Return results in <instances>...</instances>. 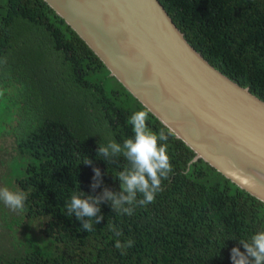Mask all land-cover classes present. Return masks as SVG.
<instances>
[{
    "label": "trees",
    "instance_id": "1",
    "mask_svg": "<svg viewBox=\"0 0 264 264\" xmlns=\"http://www.w3.org/2000/svg\"><path fill=\"white\" fill-rule=\"evenodd\" d=\"M158 1L211 67L264 102V0ZM137 111L147 110L43 0H0V179L26 196L14 224L39 222L0 264H232L231 249L244 251L238 241L264 230V204L191 162L192 152L148 111V128L168 134L173 167L155 201L131 216L101 204L104 219L91 232L67 216L79 191L120 190L115 176L126 161L108 165L97 148L132 138L128 120ZM87 158L91 165L81 163ZM93 168L103 181L95 193ZM117 240L133 246L122 255Z\"/></svg>",
    "mask_w": 264,
    "mask_h": 264
},
{
    "label": "water",
    "instance_id": "2",
    "mask_svg": "<svg viewBox=\"0 0 264 264\" xmlns=\"http://www.w3.org/2000/svg\"><path fill=\"white\" fill-rule=\"evenodd\" d=\"M193 154L264 204V102L184 40L158 0H43Z\"/></svg>",
    "mask_w": 264,
    "mask_h": 264
},
{
    "label": "clouds",
    "instance_id": "3",
    "mask_svg": "<svg viewBox=\"0 0 264 264\" xmlns=\"http://www.w3.org/2000/svg\"><path fill=\"white\" fill-rule=\"evenodd\" d=\"M148 112L137 111L133 113L128 124L132 128L133 137L126 139L122 144L114 140L100 143L97 148L98 158L103 159L108 165L118 164L123 158L126 164L115 176L119 180L120 190L114 192L107 187L97 195H86L79 191L73 194L66 203V215L75 216L82 224V229L87 232L94 230V224H99L104 216L101 213V204H108L112 211L131 216L136 206H147L155 201L156 195L161 192L162 180H167L173 167L167 154L168 134L160 131L153 133L147 126ZM81 163L91 165L90 159ZM189 163V168H190ZM94 176L90 188L93 193L102 186V174L99 168H93ZM0 201L11 211H23L26 196L23 192H13L7 188L0 189ZM94 222V224H93ZM115 236L122 235L119 229L113 228ZM244 251L239 247L231 249L232 264H264V230L253 234L250 240H239ZM133 241L126 244L116 241L115 247L125 254L126 248H131Z\"/></svg>",
    "mask_w": 264,
    "mask_h": 264
},
{
    "label": "rangeland",
    "instance_id": "4",
    "mask_svg": "<svg viewBox=\"0 0 264 264\" xmlns=\"http://www.w3.org/2000/svg\"><path fill=\"white\" fill-rule=\"evenodd\" d=\"M2 188H7V184L5 180L0 179V189ZM16 217L17 213L11 211L2 201H0V255H15L16 252L19 251L15 246V241L18 243L19 248L21 241L28 237L25 236L24 238L23 236L29 234L28 232L34 229L39 223L38 220H31L33 222L29 221L23 226H17L14 224L18 223Z\"/></svg>",
    "mask_w": 264,
    "mask_h": 264
}]
</instances>
